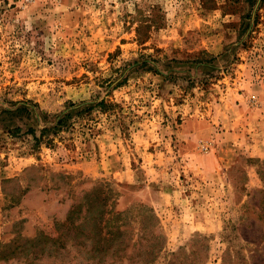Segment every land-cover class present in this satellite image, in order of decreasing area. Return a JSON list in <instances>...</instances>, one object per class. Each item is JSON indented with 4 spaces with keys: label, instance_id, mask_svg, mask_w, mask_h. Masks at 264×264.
<instances>
[{
    "label": "rangeland",
    "instance_id": "obj_1",
    "mask_svg": "<svg viewBox=\"0 0 264 264\" xmlns=\"http://www.w3.org/2000/svg\"><path fill=\"white\" fill-rule=\"evenodd\" d=\"M0 264H264V0H0Z\"/></svg>",
    "mask_w": 264,
    "mask_h": 264
},
{
    "label": "trees",
    "instance_id": "obj_2",
    "mask_svg": "<svg viewBox=\"0 0 264 264\" xmlns=\"http://www.w3.org/2000/svg\"><path fill=\"white\" fill-rule=\"evenodd\" d=\"M147 18V17H146ZM143 18V19H146ZM214 59V58H213ZM116 104H112L110 102H107L105 100H100L95 104V106H89L85 110H82L79 114L77 119H82V114L84 113H89L93 111V109L98 108L100 111H106L107 109H112L115 107ZM34 109L36 110V113L38 114V117L43 121V122H51L53 123V126L51 127H44L39 131V135L37 136L34 134L35 130L33 129L31 132L33 134V140H34V146L38 147L40 144L45 143L46 145H49L53 143V138L58 136L61 132L63 131H68L72 128V126L75 125V121H79L77 119H72L73 118V113L72 112H66L63 113L62 115L58 116H53L50 117L46 113L41 112L38 109V106L34 105ZM5 115L7 118L11 120H15L16 117H27V119L31 120L33 118H36L34 115V112L29 109V107H18L14 110H9V111H4L2 113ZM16 127V126H15ZM19 128L16 127V130Z\"/></svg>",
    "mask_w": 264,
    "mask_h": 264
}]
</instances>
